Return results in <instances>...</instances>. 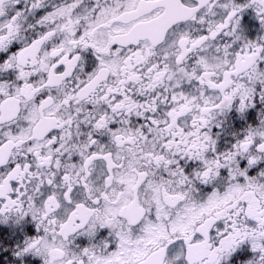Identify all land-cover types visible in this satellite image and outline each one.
Returning <instances> with one entry per match:
<instances>
[{
    "label": "snow or ice",
    "instance_id": "obj_1",
    "mask_svg": "<svg viewBox=\"0 0 264 264\" xmlns=\"http://www.w3.org/2000/svg\"><path fill=\"white\" fill-rule=\"evenodd\" d=\"M248 14L264 0H0V225L33 224L0 264H264V126L204 157L217 112L264 103ZM181 159L221 190L180 207Z\"/></svg>",
    "mask_w": 264,
    "mask_h": 264
},
{
    "label": "clouds",
    "instance_id": "obj_2",
    "mask_svg": "<svg viewBox=\"0 0 264 264\" xmlns=\"http://www.w3.org/2000/svg\"><path fill=\"white\" fill-rule=\"evenodd\" d=\"M84 4L87 5L92 3L93 0H83ZM39 28V26H37ZM29 30L26 28L23 33L24 36H28ZM243 34L248 38L255 39L257 35H264V27H261L260 21L255 17L254 14H248L243 22ZM91 71V61L86 60L84 63L83 71L80 74L81 79H86L83 73ZM73 87V81H68L67 88ZM259 93H257V97ZM217 123L220 124V127H217ZM246 126L253 127H262L264 126V103H261L259 100L256 102L254 109H248L246 112H239L235 109L230 110L226 113L217 112L215 118L211 121L205 131L208 132L211 140L215 141V150L213 146L209 145L208 150L204 153L205 159L214 160L217 156L225 154L230 150V146L236 141L239 135H242L245 131ZM261 159L258 160L257 168L264 167V154H258ZM240 164H245L246 160L244 158H238ZM202 161L199 159H181L180 164L184 168V174L189 177V180L192 183L189 185L187 183L183 185H172L176 190H182L188 192V200L181 202L180 207H183L185 203H188L189 200L193 203L202 202L210 191H220L222 188L221 177L216 176L211 179L208 183L201 182L196 173L201 171ZM235 167V165H231ZM251 171V169H250ZM255 174V173H254ZM163 176L164 179H173L176 178L169 177L167 173L157 172L155 177L157 180ZM264 182V180H262ZM226 183V182H225ZM27 229L31 231L33 229V224L29 222L28 224L21 226L13 224L11 221L7 224L0 225V235L3 236V239L9 244L13 239H15L17 233L21 230ZM42 231V229H41ZM86 239V237H77L76 240ZM7 246V245H6ZM13 257L8 255L3 261V264H9ZM25 264H42L40 257L31 256L26 261ZM230 264H247V260L243 258V254L234 257L230 261Z\"/></svg>",
    "mask_w": 264,
    "mask_h": 264
}]
</instances>
